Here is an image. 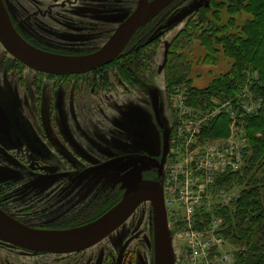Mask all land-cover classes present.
I'll return each mask as SVG.
<instances>
[{
    "label": "rangeland",
    "instance_id": "obj_1",
    "mask_svg": "<svg viewBox=\"0 0 264 264\" xmlns=\"http://www.w3.org/2000/svg\"><path fill=\"white\" fill-rule=\"evenodd\" d=\"M240 1L241 4L247 2ZM136 2L137 0H58L53 3L52 0H5L7 15L16 34L35 49L55 56L81 55L96 50L132 10ZM235 2V0H176L136 32L130 43H134L133 46L128 47L109 64L82 75L61 76L36 71L14 58L0 43V108L11 124L13 134V138L6 142L7 146L0 150V154L7 153L8 146L34 152L25 141V139L29 141L33 134L29 132L32 130L31 113L36 99L49 98L48 91L52 84H56L65 93L68 88L78 89L80 92V97L76 100L65 96L67 106L71 107L68 109L69 115L66 110L63 112L72 139L77 144L79 141L83 145V151L96 160L94 132L102 131L103 147H108L107 153L103 154L107 156L104 162L106 158H108L106 162L112 161L100 168L93 162L86 166L87 169L83 168L82 177L88 178L89 182L81 191L92 189L89 184L94 182L100 171L101 178L107 177L102 187L105 184L111 189L113 186L115 191L117 188L123 189L122 194L119 192L117 196L116 192L113 191V194L110 190L107 195L103 194L101 200L87 199L85 202L88 208L85 213L90 212L92 205H98L94 211L96 212L114 201L115 197L123 196L125 187L122 176L130 166L139 168L140 175L142 174V167L137 165V161L148 159V154L143 153L144 150H154L161 135L151 116L150 102L153 92L159 94V111L162 125L164 124L161 128L166 129L165 131L163 128L164 136L165 132L168 134L171 126L175 132L181 115L191 123L192 118H195L194 114L209 115L212 113L210 106L213 103L217 107L221 102L229 101L224 111L219 112L220 109H216L217 114L213 113L214 116H211L213 119L208 121L206 129H202L203 132L198 135L197 161L199 164L207 161V165L210 166L212 162L219 160L218 153L224 150L225 154L230 155L232 163L239 164L231 163L230 168L217 171L227 174L238 173L249 153L244 112L246 111V116L254 113L261 103V99L255 98L251 91V85L258 80L256 70L250 68L242 70L237 85L242 77L244 81L230 98L214 95L204 97L206 93H199V90L208 88L218 76L227 74L233 67L232 57L227 54L228 41H224L225 37L223 41L214 39V35L223 37L233 34L237 36V41L241 42L240 36L245 35L242 27L251 23L252 14L244 10H235ZM192 5L193 10L179 16ZM165 42H168L169 53L167 52L163 68L158 71V65L163 59ZM141 54L146 57L143 58ZM74 107L76 111H73ZM221 116L228 120L225 122L228 134L206 136L211 128L214 131L213 127L219 126L213 123ZM232 120L236 122L235 125H232ZM128 121L133 123L140 121L142 128L133 129L136 128L135 124L129 125L130 128L123 126V123ZM17 132L22 134V138H15ZM38 139V143H34L33 146H45L40 136ZM32 141L31 139L28 144ZM2 145L4 146V143H0V147ZM173 146L174 144L165 163L166 174L167 161L170 156H174ZM45 147L49 150L47 146ZM180 149L184 151L182 147ZM11 165L7 164L10 167L8 170L12 172L11 179L25 174V171L20 173ZM199 169L202 170V167ZM210 170L208 175L212 172L210 176L212 179L216 173ZM61 176L63 174L56 178ZM218 176L219 174L216 177ZM202 177L199 176L200 180ZM165 179L164 173L161 182L163 189L166 187L163 185ZM214 180L213 178V184ZM237 183L233 177L231 185L212 184L202 192L192 193L193 196L199 197L200 204L196 205L190 216L185 214L184 207L181 208L171 185L166 184L170 199L167 202L166 215L167 223L172 227L170 232L175 264L235 263L239 247L221 234L222 220L214 210L239 197L242 186ZM98 188L99 183L92 189L96 197L100 194V191L97 192ZM26 210L29 209L25 208L24 211ZM22 215L33 223L34 227H40L48 222L58 223V219H61L58 216L50 217L52 214L50 216L47 213L42 214L40 211L24 212ZM99 217L96 214L84 223L48 230L80 229L91 225ZM63 220L64 217L62 223ZM151 224V205L145 201L126 222L99 241L98 245L96 243L73 254L52 255L34 254L29 249L6 246L1 242L0 264H113V262L115 264V255L119 250L126 249V243L131 247L132 256L129 259L133 258L132 264H152ZM43 228L47 229V225H43ZM151 230L152 234L149 233L147 236L146 233Z\"/></svg>",
    "mask_w": 264,
    "mask_h": 264
},
{
    "label": "flooded vegetation",
    "instance_id": "obj_2",
    "mask_svg": "<svg viewBox=\"0 0 264 264\" xmlns=\"http://www.w3.org/2000/svg\"><path fill=\"white\" fill-rule=\"evenodd\" d=\"M2 1L6 8L5 0ZM57 1L58 0H52L53 3ZM174 1L176 0L171 1L167 6H169ZM136 5L137 2L135 6L132 8V10L118 23V25L133 11ZM118 25L116 26V28L118 27ZM138 29L136 30V32L138 31ZM136 32L129 39V41L121 50V52L112 61H114L118 56H120L121 53L126 51L128 47L134 45V43L132 44L130 43ZM110 62L106 64H109ZM106 64L100 65L94 68L93 70L98 69ZM159 65L157 69L158 71H159ZM86 72H90V70ZM86 72L67 74L65 76L82 75ZM49 74H53V73H49ZM54 75H60V74H54ZM79 85L81 86V84ZM48 92L50 95L49 98L36 99V102L34 104V109L31 113L32 130L31 131L27 130V131L33 132V134L31 135V139L33 141L31 142V144H28L31 141V139L29 141L25 139L29 149L33 148L35 153L32 152V150L29 151L27 150L26 152L24 149L21 150L19 147L8 146L6 149L7 153L0 154V209H2L4 212H6L8 215L15 218L16 220L32 227H34L35 225L29 222L26 217H23L22 214L24 212L31 211L36 213L37 211H40L42 214L47 213L48 216L52 214L50 217H54V216H58L59 218L61 217V219H58L59 220L58 223L48 222V223H43L40 227L36 226L41 229H44L43 225H47V229L73 226L76 224L86 222L87 219L91 218L92 216L94 217L96 214H98V216H101L114 204H116L121 199V197H115L114 201H111L107 206L103 208L101 207L100 210L96 212L94 211L96 210L98 205L97 204L92 205L90 207L89 213L84 212L88 208L87 203L85 201L87 199H93V198H100L101 200L103 194L107 195L110 190H112V193L113 191L116 192L115 194L116 196L118 195L119 192L121 194L123 192V189L121 190L120 188L119 189L117 188V191H115L113 189V186L111 189L110 187L105 186V184L104 187H102V184L105 180H107V177L105 176L106 179L101 178V173H102L101 171L100 174L96 178H94V182L89 184V187L95 189V186L99 183V188L97 191V192L100 191L99 196L96 197L97 195L93 194L94 191L92 189H85L84 192H82L83 187L87 185L89 180L88 178L82 177L83 173L81 170H83V168H86L87 165H91L92 162L96 163L98 165V168L103 167L104 166L103 164L106 165L107 163L112 162V161L106 162L108 158H106L104 162V159L107 156H103V154L107 153L108 147L107 146L103 147L102 131L95 130L94 144L96 148L95 151L97 153V159L95 160L94 158L88 156L86 152L83 151L84 149L83 145L79 141H78L79 144H77L75 140L72 139L69 130L70 128L67 123L66 117H64L63 110H66L67 115H69L68 109L71 106L70 105L67 106V102L65 101V96L68 95V97H71V99L73 100H76L77 98L79 99L80 92L78 91V89L72 90L71 88H68L67 93H65L63 90L59 89L58 85L52 84ZM54 95L56 96L55 98L53 97ZM162 96L164 97L165 95L162 93ZM164 98L166 99V97ZM159 100L160 99L158 94L159 117L155 112L153 101L151 100L150 102L151 111H152V115H151L152 121L155 124V127L159 129V131L161 132L159 143L157 147L155 145L154 150H148V149L144 150L143 153L148 154V159L146 160L145 158L138 159L137 165L142 167V172H141L142 179L152 180L162 184L161 182L163 179V174L165 173L164 172L165 163L168 158L170 148L173 144V141L171 140L174 135L173 133L174 131H172V126H171L168 134L165 132V136H164V131H163L164 127L161 128V126H163L164 124L162 125L161 115L159 111V107H160ZM164 102L166 104V101ZM64 103H65V109H64ZM59 108L61 109V111ZM74 110L76 111V107H74L73 111ZM60 115L62 117H60ZM5 117L6 116L4 112L0 108V143H4V146L2 145V147H0V150L1 149L4 150V148H6L7 146L6 142L10 141L9 139L13 138V134L11 131V124L8 122L7 118ZM131 124H135L136 128H133L135 130L137 129V127L142 128L140 121H136V123L130 121L124 122L123 126H128V128H130L129 125ZM164 130L166 131L165 128ZM38 136H40L43 139V143L45 144V146L48 147L49 150H47L45 146L42 147V145L41 147H39L40 145L33 146L34 143H38L39 140ZM15 138L17 139L22 138V134L17 132ZM11 148H14L15 150H9ZM7 164L10 165L12 164L11 165L13 166L12 168L19 171L20 173L25 171V174L11 179L10 177L12 175L11 174L12 172L10 173V171L8 170L10 169V167L7 166ZM105 167L106 170L108 171L107 166ZM94 168L95 167H93V169ZM132 168L134 167L130 166L128 169L124 171V174ZM62 174L65 177L61 176V178H56L58 177V175H62ZM25 194H27V196H24ZM25 208L29 210L24 211ZM63 217L65 218V220H63L62 223L61 221ZM151 228L153 230L152 224H151ZM152 230L151 232L148 231L146 233L147 236L152 234ZM0 243L5 244L6 246L18 247L17 245L3 242L1 240ZM98 244L99 243L97 242V245ZM125 245H126V249L119 250L115 255V260H114L115 264L133 263V258L129 259V257L132 256L131 247H128L127 243ZM115 247L119 248V246L116 245ZM30 251H32V253L34 254L64 255V254H73L81 250L70 253L38 252L33 250ZM119 256L121 257L120 261H119Z\"/></svg>",
    "mask_w": 264,
    "mask_h": 264
},
{
    "label": "water",
    "instance_id": "obj_3",
    "mask_svg": "<svg viewBox=\"0 0 264 264\" xmlns=\"http://www.w3.org/2000/svg\"><path fill=\"white\" fill-rule=\"evenodd\" d=\"M171 1L173 0H138L133 11L100 48L81 55L55 56L35 49L16 34L3 1L0 0V43L6 51L29 68L60 75L82 73L112 61L136 30L156 16ZM193 8L194 5L190 6L179 16L188 14ZM167 52L168 42H165L159 71L164 66ZM152 101L159 117L156 92H153ZM122 180L125 192L121 199L91 225L80 229L48 230L32 227L0 209V240L38 252L70 253L87 249L114 232L128 220L142 202L147 201L152 211V264H175L162 184L142 179L137 167L127 171L122 176Z\"/></svg>",
    "mask_w": 264,
    "mask_h": 264
},
{
    "label": "trees",
    "instance_id": "obj_4",
    "mask_svg": "<svg viewBox=\"0 0 264 264\" xmlns=\"http://www.w3.org/2000/svg\"><path fill=\"white\" fill-rule=\"evenodd\" d=\"M235 1V10H244L252 14L250 25L242 27L245 35L240 36L241 42H238L237 36L233 34L223 37L215 34L213 37L221 41L225 37L224 41H228L227 54L232 57L233 67L227 74L218 76L208 88H204V92L195 90L206 93L204 97L214 95L230 98L244 81L242 77L237 85L243 69L256 70L258 75L257 82L251 85V91L255 98L261 99L260 107L244 118L249 148L245 164L238 173L219 176L214 184L231 185L234 177L242 189L239 197L221 208H216L214 213L221 217V234L239 247L234 264H264V0H247L245 4H241L240 0ZM140 29L141 27L138 30ZM141 55L143 58L146 57L144 54ZM227 121L225 116H221L213 123L219 126L213 127L214 131L211 128L207 133L204 130V134L210 137L226 136Z\"/></svg>",
    "mask_w": 264,
    "mask_h": 264
},
{
    "label": "built area",
    "instance_id": "obj_5",
    "mask_svg": "<svg viewBox=\"0 0 264 264\" xmlns=\"http://www.w3.org/2000/svg\"><path fill=\"white\" fill-rule=\"evenodd\" d=\"M226 103L229 104L230 102H221L217 107L213 103L210 106V109L212 110L211 114L202 116L194 114L195 118H192L191 123L188 122L187 118V120L183 118L182 115L179 118V124L176 126V130L172 138L174 144L172 151L174 153V156H170L169 160L167 161L168 164H166V168L168 167V172L167 174L165 172L166 179L163 184L164 186H166L163 189L166 213L168 205L167 202L169 199L168 186L166 184L171 185L170 187L174 192L177 201L180 202L181 208L184 207L185 214L187 216H190L193 213L196 205L200 204V200H198L199 197L193 196L192 193L204 191L205 188L207 189L213 184V178L215 179V184L217 178L221 176L220 174H222V176L227 174L225 172H220L217 170L230 168L232 162L230 161V155H228V153L225 154L224 150H221L220 153H218L219 160L217 159L215 162H212L210 166L207 165V161H205V163L199 164L197 161L198 146L196 145L198 135L203 131L202 129H205V127L208 125V121H211L213 119L211 116L217 114L216 109H220L219 112L224 111V109H226ZM245 115L246 111L244 112V116ZM235 124L236 122L232 120V125ZM180 147H182L184 151H181ZM189 151H194V153H189ZM232 164L237 165L239 164V162L237 164L236 162H233ZM200 166L202 167V170L199 169ZM212 166H214L215 168L212 169ZM208 169H212L213 172L216 173L214 174V177L212 179L210 178V176H212V170H210L211 174L208 175ZM217 174H219L218 177H216ZM201 175L203 177L200 180L199 176ZM215 225H217V222H215ZM168 229L172 232V227L170 225H168ZM219 238L221 239V237Z\"/></svg>",
    "mask_w": 264,
    "mask_h": 264
}]
</instances>
